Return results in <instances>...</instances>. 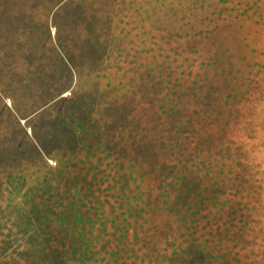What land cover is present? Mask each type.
I'll return each mask as SVG.
<instances>
[{
    "label": "rangeland",
    "instance_id": "rangeland-1",
    "mask_svg": "<svg viewBox=\"0 0 264 264\" xmlns=\"http://www.w3.org/2000/svg\"><path fill=\"white\" fill-rule=\"evenodd\" d=\"M0 264H264V0H0Z\"/></svg>",
    "mask_w": 264,
    "mask_h": 264
}]
</instances>
